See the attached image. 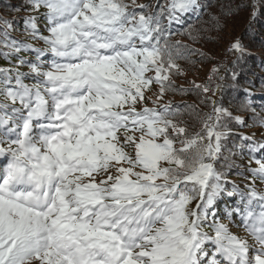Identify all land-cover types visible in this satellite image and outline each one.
Returning <instances> with one entry per match:
<instances>
[{"label": "snow or ice", "instance_id": "6c2138e0", "mask_svg": "<svg viewBox=\"0 0 264 264\" xmlns=\"http://www.w3.org/2000/svg\"><path fill=\"white\" fill-rule=\"evenodd\" d=\"M27 2L46 9L48 35L40 17L24 19L25 34L45 48L12 39V22L0 16V55L36 53L35 62L20 57L0 68V264H264V193L234 183L228 190L215 167L228 135L221 121L243 118L211 100L201 131L189 135L171 102L137 109L153 84L157 101L176 90L170 74L188 46L172 43L170 29L197 0H170L155 12L140 5L147 14L125 0ZM229 51L246 54L239 40ZM259 149L264 143L250 150ZM255 162L250 170L264 180V160ZM222 194L238 197L225 215L239 216L258 247L220 222Z\"/></svg>", "mask_w": 264, "mask_h": 264}, {"label": "trees", "instance_id": "16d2710c", "mask_svg": "<svg viewBox=\"0 0 264 264\" xmlns=\"http://www.w3.org/2000/svg\"><path fill=\"white\" fill-rule=\"evenodd\" d=\"M197 2L200 7L184 14L181 17L182 22H173L170 29L173 33L170 38L172 43L180 42L188 46L181 49L180 56L175 61L180 67V72L172 70L170 74L176 90L166 91L163 98L157 101L159 85L153 84L150 90L145 91L146 99L143 106L157 107L171 102V105L182 113L177 120L187 128L189 135L201 131L205 114L212 112L211 100H215L217 105L230 111L233 117H242L244 124H239L231 118L221 121L222 126L218 130L227 131L228 135L222 139V149L215 167L224 173L229 181L225 185L228 190L232 189L234 183L244 192L254 187L257 192L264 193L262 192L264 180L254 176L250 170L258 167L256 159L264 160V149H259L255 153L250 150L254 143H264V124L261 123L264 121V0H197ZM125 3L129 5L130 11L137 13L143 11L147 14V11H157L160 5L167 7L170 0H135L134 3L133 0H125ZM140 5H149L150 8L146 11L141 9ZM17 7L19 11L15 10ZM30 9L31 5L27 0H0V16L6 17L13 24L9 30L11 38L27 41L36 48H45L43 41L33 40L25 34L24 19L33 15L40 17L37 21L38 27L43 35H48L45 28L47 21L43 17L46 9L42 7L38 12ZM164 23L165 25L168 23L166 18ZM228 29L232 34L224 41L225 31ZM188 32H191L195 39L189 36ZM237 40L246 49V54L242 57L237 52L229 51ZM221 41L223 45H219ZM20 57L35 62L36 53L31 50L22 51L9 59L0 55V68L18 65ZM41 59L50 61L51 54L48 53ZM214 68L219 69L215 76ZM199 69L205 71L201 83L196 81L197 73L201 72ZM19 71L27 73L30 69L27 65H21ZM210 76H213L212 80H209ZM35 82L32 78L25 79V83L28 84ZM217 84L221 85V89L215 94L211 90L204 93L195 87L210 85L214 89ZM180 89L186 91L182 92ZM153 101L157 103L154 104ZM140 105H137L138 110L141 108ZM243 137L249 139L245 140ZM162 140L163 137H160L157 142ZM176 147H180L179 143ZM237 200L236 196L228 197L222 194L216 203L217 216L234 234L246 238L249 244L258 247L254 238L244 229L239 216L234 214L230 220L225 215L226 209L233 207ZM196 203L197 201L193 200L190 207L194 208ZM204 230L213 234L207 224ZM207 247L210 253L214 251L211 244Z\"/></svg>", "mask_w": 264, "mask_h": 264}, {"label": "rangeland", "instance_id": "374dc122", "mask_svg": "<svg viewBox=\"0 0 264 264\" xmlns=\"http://www.w3.org/2000/svg\"><path fill=\"white\" fill-rule=\"evenodd\" d=\"M231 34H232V32L230 31V29H228V30H226L225 31V37H224V41H226L227 39H228V37H230L231 36ZM219 45H223L222 44V41L219 43ZM198 71H201V72H198L197 73V75H196V81L197 82H199V83H201L202 82V76H204L205 75V71L202 69H199ZM152 93V92H151ZM150 93V94H151ZM143 105H140V107H142ZM134 135L137 137V138H139V136H140V133H138V132H135L134 133ZM128 151H129V153L130 154H132L133 156H134V152H133V149H132V147L131 146H129V148L127 149ZM125 167H127V165H124ZM140 169H137V171H139ZM113 174H115V173H113ZM103 177L102 176H100V175H96L95 176V180H96V182H99L101 179H102ZM86 181L87 180H91V177H85L84 178ZM262 192H264V188L262 189ZM34 264H38V262H34Z\"/></svg>", "mask_w": 264, "mask_h": 264}]
</instances>
